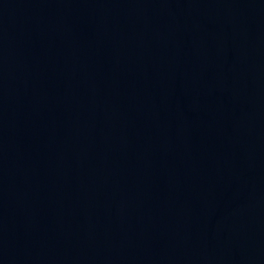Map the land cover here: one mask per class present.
<instances>
[{
	"label": "water",
	"instance_id": "obj_1",
	"mask_svg": "<svg viewBox=\"0 0 264 264\" xmlns=\"http://www.w3.org/2000/svg\"><path fill=\"white\" fill-rule=\"evenodd\" d=\"M0 264H264V0H0Z\"/></svg>",
	"mask_w": 264,
	"mask_h": 264
}]
</instances>
